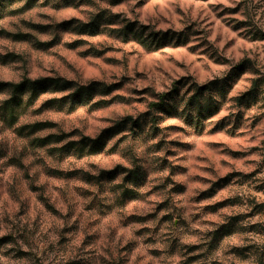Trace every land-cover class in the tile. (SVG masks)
I'll list each match as a JSON object with an SVG mask.
<instances>
[{"label": "clouds", "instance_id": "obj_1", "mask_svg": "<svg viewBox=\"0 0 264 264\" xmlns=\"http://www.w3.org/2000/svg\"><path fill=\"white\" fill-rule=\"evenodd\" d=\"M0 264H264V0H0Z\"/></svg>", "mask_w": 264, "mask_h": 264}, {"label": "rangeland", "instance_id": "obj_2", "mask_svg": "<svg viewBox=\"0 0 264 264\" xmlns=\"http://www.w3.org/2000/svg\"><path fill=\"white\" fill-rule=\"evenodd\" d=\"M210 207H215V206H210Z\"/></svg>", "mask_w": 264, "mask_h": 264}]
</instances>
